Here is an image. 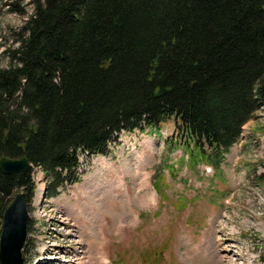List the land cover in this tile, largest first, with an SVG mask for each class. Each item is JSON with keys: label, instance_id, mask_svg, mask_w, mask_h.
Listing matches in <instances>:
<instances>
[{"label": "trees", "instance_id": "16d2710c", "mask_svg": "<svg viewBox=\"0 0 264 264\" xmlns=\"http://www.w3.org/2000/svg\"><path fill=\"white\" fill-rule=\"evenodd\" d=\"M33 3L0 68V157L31 164L0 169V230L17 192L32 200L33 167L56 196L79 181L78 151L172 118L189 168L217 169L264 102V0Z\"/></svg>", "mask_w": 264, "mask_h": 264}, {"label": "rangeland", "instance_id": "374dc122", "mask_svg": "<svg viewBox=\"0 0 264 264\" xmlns=\"http://www.w3.org/2000/svg\"><path fill=\"white\" fill-rule=\"evenodd\" d=\"M33 12L0 0V68ZM184 145L172 119L123 130L104 156L78 151L80 180L53 197L33 167L23 264H264V102L217 169L186 168Z\"/></svg>", "mask_w": 264, "mask_h": 264}, {"label": "water", "instance_id": "95a60500", "mask_svg": "<svg viewBox=\"0 0 264 264\" xmlns=\"http://www.w3.org/2000/svg\"><path fill=\"white\" fill-rule=\"evenodd\" d=\"M30 166L25 156L0 157V169L10 174ZM28 203L23 192H17L6 207L0 230V264H23L22 248L27 237Z\"/></svg>", "mask_w": 264, "mask_h": 264}, {"label": "bare ground", "instance_id": "6f19581e", "mask_svg": "<svg viewBox=\"0 0 264 264\" xmlns=\"http://www.w3.org/2000/svg\"><path fill=\"white\" fill-rule=\"evenodd\" d=\"M127 219L129 218V216L126 217Z\"/></svg>", "mask_w": 264, "mask_h": 264}]
</instances>
